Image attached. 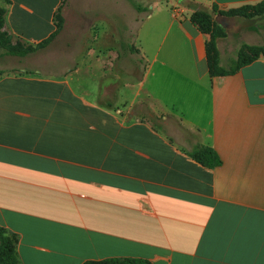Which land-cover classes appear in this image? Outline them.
Segmentation results:
<instances>
[{"label": "crops", "instance_id": "0c3cea01", "mask_svg": "<svg viewBox=\"0 0 264 264\" xmlns=\"http://www.w3.org/2000/svg\"><path fill=\"white\" fill-rule=\"evenodd\" d=\"M8 1L3 32L15 42L54 34L60 0ZM261 2L174 0L141 21L142 80L109 104L146 99L179 120L183 143L103 107L114 86L0 75V228L18 237L23 264H264V57L213 78L208 37L185 19ZM197 146L222 165L189 157Z\"/></svg>", "mask_w": 264, "mask_h": 264}, {"label": "rangeland", "instance_id": "374dc122", "mask_svg": "<svg viewBox=\"0 0 264 264\" xmlns=\"http://www.w3.org/2000/svg\"><path fill=\"white\" fill-rule=\"evenodd\" d=\"M171 4H174V0H60L55 15V35L48 45L23 61L5 58L0 62V73L25 72L33 78L54 82L71 78L73 85L114 86L102 99L103 107L115 112L126 111L130 120L141 119L152 123L155 118L162 119L158 125L165 134L173 141L183 143L191 135L182 128L179 120L169 115H156L146 99L133 107L109 104L118 102L124 87L136 86L142 80L146 61L138 50L141 21L154 13V9L170 8ZM255 6L213 7L211 11L197 7L192 14L187 13L185 19L208 37L207 55L214 41L220 62L227 66L236 60L244 45L264 44V18L258 14ZM6 7V0H0V10ZM212 12L215 15L210 20L208 30L202 31L192 22L194 13ZM5 40L12 45H32L15 42L9 35ZM134 50L139 53H134ZM245 52L249 55L247 49ZM69 133H65V136ZM44 134L60 137L63 133L53 131L50 135Z\"/></svg>", "mask_w": 264, "mask_h": 264}, {"label": "trees", "instance_id": "16d2710c", "mask_svg": "<svg viewBox=\"0 0 264 264\" xmlns=\"http://www.w3.org/2000/svg\"><path fill=\"white\" fill-rule=\"evenodd\" d=\"M65 1V0H64ZM7 4H11L8 0H6ZM260 16L264 18V2L259 3L254 7ZM146 11V10H144ZM5 15L6 9L0 10V62L3 61L7 57L15 58L19 61H23L28 57L37 54L39 51L44 49L51 39L54 37L52 36L33 46L27 45L23 46L20 43H16L14 45L11 42H7L5 37L8 36L7 33H2L5 25ZM215 15V12L210 14H203V13H194L192 16V22L200 29L205 30L210 27V20L212 16ZM210 49H212L208 55V65L210 75L213 78L216 77H227L236 75L241 69L246 66L251 65L255 61H257L260 57H264V44L261 46H247L244 45L243 49H241L235 61H233L230 65H223L220 62L218 54L216 52L215 42L212 41L210 44ZM245 49L248 50L249 55L246 54ZM134 53H139L137 50H134ZM3 73H0L2 75ZM155 121H152V125L156 130H159V125L162 119L155 118ZM187 155L194 159L197 163L201 164L202 166L215 169L222 165V161L217 154V152L209 147L197 146L191 151L187 152ZM17 244H18V237L16 235L9 234L6 230L0 228V264H23L19 254L17 252ZM83 264H150L147 260L143 259H135V258H126V259H107L102 262H85Z\"/></svg>", "mask_w": 264, "mask_h": 264}]
</instances>
